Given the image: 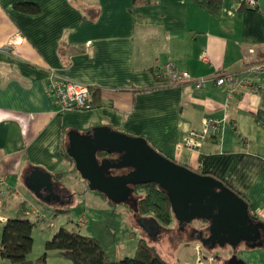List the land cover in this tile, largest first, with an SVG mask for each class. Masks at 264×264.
<instances>
[{"label": "crops", "instance_id": "obj_1", "mask_svg": "<svg viewBox=\"0 0 264 264\" xmlns=\"http://www.w3.org/2000/svg\"><path fill=\"white\" fill-rule=\"evenodd\" d=\"M20 1L35 3L38 13L14 9ZM255 3L247 8L220 0L210 14L191 0H0V173L11 188L0 193V232L22 203L35 221L28 257H37L33 249L44 251L53 233L45 230L49 210L68 208L75 192L87 190L64 155L67 132L102 125L141 136L166 158L213 175L264 226V70L254 77L259 86L230 97L210 79L219 72L243 75L249 65L264 62V0ZM166 63L207 80L199 88L167 84L153 76ZM49 70L86 85L92 109L57 110L46 88ZM225 103L218 133L208 134L198 150L180 146L203 118H220ZM32 166L50 174L61 200H40L26 189L24 175ZM198 229L204 226L194 228L190 239ZM263 239L261 246L239 244L238 259L264 264ZM207 251L201 248L202 255ZM0 264L10 263L1 258Z\"/></svg>", "mask_w": 264, "mask_h": 264}, {"label": "water", "instance_id": "obj_2", "mask_svg": "<svg viewBox=\"0 0 264 264\" xmlns=\"http://www.w3.org/2000/svg\"><path fill=\"white\" fill-rule=\"evenodd\" d=\"M66 139L65 153L88 190L113 203L125 204L132 186L156 184L166 193L171 214L180 224L205 222L204 230H198L195 238L201 246L228 248L225 264H244L235 254L239 244L262 245L259 228L263 223L249 216L241 196L213 175L197 173L166 158L143 137L102 125L84 132L69 130ZM100 152L113 156L98 159ZM23 183L40 200L59 199V194L53 192L50 174L40 168L29 167ZM137 224L150 236L160 227L151 216L137 217Z\"/></svg>", "mask_w": 264, "mask_h": 264}, {"label": "trees", "instance_id": "obj_3", "mask_svg": "<svg viewBox=\"0 0 264 264\" xmlns=\"http://www.w3.org/2000/svg\"><path fill=\"white\" fill-rule=\"evenodd\" d=\"M147 1L148 0H132V3L142 4ZM191 1L210 14H214L217 11L220 3V0ZM13 7L29 15L37 14L39 11L38 6L29 1L16 2ZM92 102H94V99H92ZM64 155L66 158L70 159L66 153ZM97 155L109 156L105 153H97ZM224 185L227 186L226 184ZM227 187L230 188L229 186ZM96 194L106 199L102 194ZM131 197L134 198L129 210L134 216H151L163 226L169 225L172 221L173 216L171 214L168 197L156 184L147 182L132 186L128 199ZM106 201L108 203L111 202L107 199ZM19 206L16 215L6 218L1 225L0 257L6 259L10 264H46L45 255L46 252L50 250H56L63 254L70 260V264H168L158 255L156 249L142 238L137 240L131 256H123L120 259L111 260L103 251L98 240L92 236L82 234L78 229V225H71L69 227L63 225L57 227L50 237L44 241V251L35 259L31 260L28 255L32 247L31 231L35 225V221L24 214L26 210L22 203H20ZM67 210L68 208H52L53 215H55L56 212L63 213ZM247 211L249 214L248 209ZM249 216L257 220L252 215L249 214ZM198 221L204 226V221ZM180 226H182V224H180ZM185 226H182L183 229ZM207 250L206 254H209L212 249L207 248ZM219 264H225V262L219 261Z\"/></svg>", "mask_w": 264, "mask_h": 264}, {"label": "rangeland", "instance_id": "obj_4", "mask_svg": "<svg viewBox=\"0 0 264 264\" xmlns=\"http://www.w3.org/2000/svg\"><path fill=\"white\" fill-rule=\"evenodd\" d=\"M69 178V176L66 178L67 184L70 181ZM74 194L75 196L71 199L66 212H56L53 215L52 209L49 210L50 212L45 216L47 219L45 222L47 229L45 230L54 231L57 227L63 225L76 226L74 223L83 216L84 222L81 227H78L79 231L97 239L103 251L111 260L131 256L137 240L142 238L152 245L158 255L168 264H195L199 260L201 261V254L195 252V240L190 239V234L194 228H199L201 225L198 220L184 223L186 226L184 225L183 229V224L180 226V223L173 216L169 225H160L155 235L150 236L146 230H143L137 224V217L129 210L134 197L128 199L125 205L107 203L103 197L88 189H80ZM42 212L43 210H41ZM32 213H35V211ZM29 217L32 220L34 219L31 216ZM201 248L205 250L202 246ZM224 249L225 251L228 250L227 247L215 249L218 261L224 260ZM32 253H37L38 256L41 251L36 252L33 249ZM45 263L70 264V260L58 251L50 250L46 252Z\"/></svg>", "mask_w": 264, "mask_h": 264}, {"label": "built area", "instance_id": "obj_5", "mask_svg": "<svg viewBox=\"0 0 264 264\" xmlns=\"http://www.w3.org/2000/svg\"><path fill=\"white\" fill-rule=\"evenodd\" d=\"M240 5L247 8H254L256 6L255 0H237ZM248 54H253V49L247 50ZM199 58L208 62V58L201 54ZM264 70V62L251 64L244 70V74L240 75L235 72H219L211 76L214 85L220 87L226 97L234 94L244 92L252 87L259 86L254 80L255 75ZM153 76L155 78H165L167 84H182L190 82L194 88L201 87L206 77H193L187 72L173 69L170 64L166 63L154 70ZM46 88L49 96L52 98L57 110H91L93 107L92 96L89 88L77 82L66 79L56 78L54 72L49 70L47 72ZM226 103L224 104V114L220 118H203L199 128H189L183 138L181 147L188 150H198L204 139L208 134H216L223 126L226 118L225 114ZM11 188L6 183V176L0 173V193L10 190ZM12 191V190H11ZM35 214V213H30ZM83 216L78 220V224H83ZM200 244H195V252L201 254V261L195 264H219L215 254L202 255Z\"/></svg>", "mask_w": 264, "mask_h": 264}, {"label": "flooded vegetation", "instance_id": "obj_6", "mask_svg": "<svg viewBox=\"0 0 264 264\" xmlns=\"http://www.w3.org/2000/svg\"><path fill=\"white\" fill-rule=\"evenodd\" d=\"M101 154H103L102 152H100ZM98 156V155H97ZM113 155H109V156H98V159H101V158H103V157H106V158H110V157H112ZM53 192L54 193H56V194H59V198L60 199H58V200H61V197H64L63 195H61V193L54 187L53 188ZM46 193V194H45ZM45 193H43V196L44 195H47V192H45ZM49 198H52V197H49ZM50 200H55V199H50ZM252 218V217H251ZM193 220H191V221H189L188 223H190V222H192ZM195 221V220H194ZM256 226L258 227V224H256ZM263 226H262V228L260 227L259 228V232H260V237L262 238L263 236H264V230H263ZM195 236L194 237H196V234H194Z\"/></svg>", "mask_w": 264, "mask_h": 264}]
</instances>
